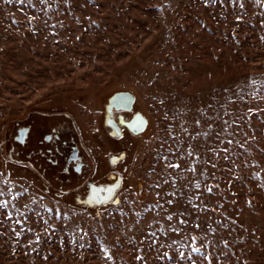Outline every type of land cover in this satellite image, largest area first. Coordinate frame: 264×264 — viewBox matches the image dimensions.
Listing matches in <instances>:
<instances>
[{"label":"rangeland","instance_id":"obj_1","mask_svg":"<svg viewBox=\"0 0 264 264\" xmlns=\"http://www.w3.org/2000/svg\"><path fill=\"white\" fill-rule=\"evenodd\" d=\"M243 2L0 0V264H188L192 236L264 264V0ZM120 92L140 134L107 125ZM56 127L81 175L41 156Z\"/></svg>","mask_w":264,"mask_h":264},{"label":"flooded vegetation","instance_id":"obj_2","mask_svg":"<svg viewBox=\"0 0 264 264\" xmlns=\"http://www.w3.org/2000/svg\"><path fill=\"white\" fill-rule=\"evenodd\" d=\"M134 106L135 98L129 111L112 107L109 100V104L107 106V114L109 115V117H113V119L109 118L107 120V125L111 126L117 134H122L123 130H127L134 135V131L139 127V121L136 119L138 116H141L140 114L135 113L131 119H127V114L134 111ZM115 120H118V122ZM31 130L32 127L30 125L23 129H20L18 131V137L16 138V141L22 145H26ZM63 132L64 129L61 130V128L57 127L52 128L51 132L44 136L43 142L46 145H52L53 148H50L49 150H47V152H39L43 154H41L43 159L54 167H59V165L61 164L60 161L63 160V164L65 166L62 167V172L66 177H71L74 174L81 175L85 166L84 158L81 155V151L78 146L74 144V139H68L64 137ZM48 137H51V139H48Z\"/></svg>","mask_w":264,"mask_h":264},{"label":"snow or ice","instance_id":"obj_3","mask_svg":"<svg viewBox=\"0 0 264 264\" xmlns=\"http://www.w3.org/2000/svg\"><path fill=\"white\" fill-rule=\"evenodd\" d=\"M210 2H214V0H204V3L205 4H209ZM224 2V0H220V3H223ZM237 2H239V6H240V8H244V2H243V0H231V3L233 4V5H235ZM49 7H50V5H49ZM236 19L237 20H240V19H242V17L241 16H237L236 17ZM114 101H116L117 103H123L124 102V98L123 97H115L114 98ZM143 121L141 120V123H142ZM197 123H199V121H196ZM48 139H51V137H48ZM229 143H231V141H229ZM241 147H244V145L242 144L241 145ZM223 151L225 152V153H227L228 152V148L227 147H225L224 149H223ZM165 160H167V157H165L164 158ZM253 164H256L257 162L256 161H253L252 162ZM171 167H175V168H179L180 167V164L177 162V163H174V164H172V165H170ZM192 171H195V167H193L192 168ZM10 175V174H9ZM12 183V181L10 180V179H5L4 180V184L5 185H8V184H11ZM200 185L197 183V187H199ZM112 187H115V185H113ZM103 190V189H102ZM111 190H112V188L110 187V188H108L107 189V191H109V192H111ZM9 191H10V189H9ZM208 191L209 192H211L212 191V189L211 188H208ZM4 195V193L3 192H0V196H3ZM17 196H19L20 195V193L19 192H17V194H16ZM173 195H174V193H173ZM15 198L16 197H13V200H15ZM7 201L6 200H4V201H0V204H4L5 205V207H7ZM168 203H172V201H168ZM249 203H251V202H249ZM48 211L49 212H51L52 211V209L51 208H49L48 209ZM12 215V213H8V216L10 217ZM169 219H171L172 217L171 216H169L168 217ZM181 223H186V221H184V220H181ZM196 227L197 228H199V225H196ZM29 231H31V229L29 228L28 229ZM81 231H83V229H81ZM176 231H179V229H176ZM20 233H17V235H19ZM191 247H190V252L189 253H185V252H183V251H181V252H179V256H180V258H181V260H183V259H185L186 258V255H187V257H190V259H189V261H188V264H200V259H201V256H198V255H196V254H201L202 256H204V258H205V261H206V264H213V257L210 255V254H204V253H202V250H201V246H198V240H197V237L196 236H192L191 238ZM35 240L38 242L39 240H40V236L38 235V234H36L35 235ZM29 243H31V241H29ZM225 244H227V241H225ZM104 255L106 256V257H108L109 259H111L112 257H111V253L109 252V250H108V248L107 247H104ZM166 256H167V258L168 259H172V257L171 256H169L168 254H165ZM136 259H142L140 256H137L136 257ZM162 259H163V257H162Z\"/></svg>","mask_w":264,"mask_h":264},{"label":"water","instance_id":"obj_4","mask_svg":"<svg viewBox=\"0 0 264 264\" xmlns=\"http://www.w3.org/2000/svg\"><path fill=\"white\" fill-rule=\"evenodd\" d=\"M115 97H123L124 98V102L123 103H117L116 101H114ZM134 101V96L128 92H120L115 94L111 99H110V105L112 107H116L117 109H124L126 111H129L131 109V105ZM124 105V107H123ZM122 107V108H119ZM139 121V127L137 130L134 131L135 134H140L141 132H143L147 126V120L142 117V116H138L137 119ZM141 120L143 121L141 123ZM134 123V122H133Z\"/></svg>","mask_w":264,"mask_h":264}]
</instances>
